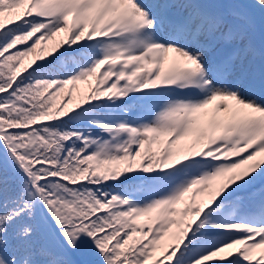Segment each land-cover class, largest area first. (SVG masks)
<instances>
[{"label":"snow or ice","instance_id":"obj_1","mask_svg":"<svg viewBox=\"0 0 264 264\" xmlns=\"http://www.w3.org/2000/svg\"><path fill=\"white\" fill-rule=\"evenodd\" d=\"M0 264H264V0H0Z\"/></svg>","mask_w":264,"mask_h":264}]
</instances>
